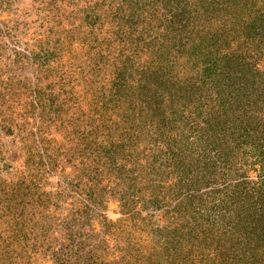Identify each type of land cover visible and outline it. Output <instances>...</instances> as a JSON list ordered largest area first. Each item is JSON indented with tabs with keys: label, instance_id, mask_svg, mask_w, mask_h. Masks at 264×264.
<instances>
[{
	"label": "rangeland",
	"instance_id": "rangeland-1",
	"mask_svg": "<svg viewBox=\"0 0 264 264\" xmlns=\"http://www.w3.org/2000/svg\"><path fill=\"white\" fill-rule=\"evenodd\" d=\"M89 262L264 264V0H0V264Z\"/></svg>",
	"mask_w": 264,
	"mask_h": 264
},
{
	"label": "trees",
	"instance_id": "trees-1",
	"mask_svg": "<svg viewBox=\"0 0 264 264\" xmlns=\"http://www.w3.org/2000/svg\"><path fill=\"white\" fill-rule=\"evenodd\" d=\"M211 60V59H210ZM216 60V57H214V59H213V61H215ZM186 62H188V60L185 58V60L183 61V63L181 64L182 65V70H181V72H180V75L178 74L177 76H178V78H175V79H173V80H168L167 82H169L171 85L170 86H168L167 87V85H165V86H162V87H160V89H162L161 90V92L160 93H158V94H163V93H166V92H168V95H169V97L167 98V99H165V100H162V99H160L162 96L161 95H156V97H154L155 98V101H154V107L152 108L153 110H151V111H154L152 114H151V116L149 117L150 119H151V121H154L155 119V117H152V116H157L156 114H161V113H163L164 114V111H165V116L168 118V119H170V121L172 122V124H170V126H167V128L169 129V131H172L174 128H175V130L176 129H178V128H180V127H176L175 126V124L173 123V122H176V116L174 115L175 113H178L179 112V110H180V106H176V103L175 102H177L178 101V103H180V101L181 102H185L184 104L186 105H189L190 104V102L188 101V99H187V97L189 96V95H192V94H194V93H191V92H193V90L194 89H190V88H188V89H186V90H184V89H182L180 86L178 87L177 85H175V83L179 80V79H181L182 77H181V75H183L184 73H185V63ZM192 66V70H191V72H193V70H194V72H195V68L193 67V65H191ZM197 70H199V68H197L196 67V72H197ZM207 71L209 72L210 70L208 69V66L205 68V70H202V72L200 71V73L198 74V75H195V73H193L195 76H189V75H186V77L184 78V79H186L187 77L189 78V79H193L194 81L193 82H195V79H198L199 81H201V83L199 84V86H201V85H206L207 84V82H208V77H210L211 76V74L209 73H207ZM183 79V80H184ZM173 82H174V84H173ZM173 84V85H172ZM177 84H178V82H177ZM195 84V83H194ZM189 93H191V94H189ZM187 96V97H186ZM200 96V95H199ZM198 96V97H199ZM185 98H186V100H185ZM198 99H200V98H198ZM166 105H169V106H172V109L173 110H171V113H169L167 110H165L166 109ZM156 112V113H155ZM167 112V113H166ZM200 114V113H199ZM247 112H244V116H246V118H247ZM145 115H148V113H144V115H143V117L145 116ZM149 116V115H148ZM248 122H251V120H248V118L246 119V123H248ZM163 127L165 126V124L163 123V125H162ZM184 126H189L187 123H185V125ZM175 132V131H174ZM176 132H177V130H176ZM254 132V131H253ZM242 133L244 134V133H246V130H242ZM245 136H247V134L245 135ZM236 137H238V136H236ZM239 137H241V136H239ZM214 224V221H210V229H213V225ZM90 257V256H89ZM91 257H93V256H91ZM90 263H92V262H89V264ZM96 264H101V262H96Z\"/></svg>",
	"mask_w": 264,
	"mask_h": 264
}]
</instances>
